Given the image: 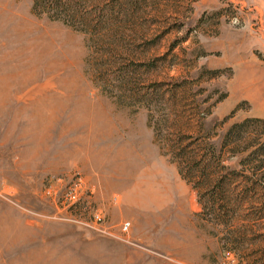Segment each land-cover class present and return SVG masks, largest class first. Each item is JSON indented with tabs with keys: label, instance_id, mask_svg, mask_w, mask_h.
I'll return each mask as SVG.
<instances>
[{
	"label": "rangeland",
	"instance_id": "1",
	"mask_svg": "<svg viewBox=\"0 0 264 264\" xmlns=\"http://www.w3.org/2000/svg\"><path fill=\"white\" fill-rule=\"evenodd\" d=\"M84 6L0 0V264H264V211L204 219L170 152L264 120V0Z\"/></svg>",
	"mask_w": 264,
	"mask_h": 264
},
{
	"label": "trees",
	"instance_id": "2",
	"mask_svg": "<svg viewBox=\"0 0 264 264\" xmlns=\"http://www.w3.org/2000/svg\"><path fill=\"white\" fill-rule=\"evenodd\" d=\"M86 0H32V10H40L56 20L89 26ZM97 20L100 15L96 11ZM53 18V17H52ZM63 18V19H62ZM238 110V107L237 109ZM234 110V111H235ZM223 119L226 124L233 116ZM264 120L246 118L230 125L217 144L211 138L181 136L170 147L181 178L197 193L204 219L226 223L233 203L255 205L264 211ZM227 156V157H225ZM236 161L234 166H229Z\"/></svg>",
	"mask_w": 264,
	"mask_h": 264
},
{
	"label": "crops",
	"instance_id": "3",
	"mask_svg": "<svg viewBox=\"0 0 264 264\" xmlns=\"http://www.w3.org/2000/svg\"><path fill=\"white\" fill-rule=\"evenodd\" d=\"M1 229V232H0V247L2 245H4V241L5 239H12L14 240V236L13 234L14 233H7V230L9 229V227H7L6 225L2 224V226L0 227ZM10 237V238H9ZM11 240V241H12ZM6 251V250H4ZM2 254V252L0 253V255ZM1 257V256H0ZM19 258L21 259L20 261L21 262H24V264H41L42 261H44L45 258H49L48 255H39V254H20L19 255ZM63 259L59 260V261H55V262H58L59 264H63L61 263ZM55 264V263H54Z\"/></svg>",
	"mask_w": 264,
	"mask_h": 264
},
{
	"label": "built area",
	"instance_id": "4",
	"mask_svg": "<svg viewBox=\"0 0 264 264\" xmlns=\"http://www.w3.org/2000/svg\"><path fill=\"white\" fill-rule=\"evenodd\" d=\"M99 221V220H98Z\"/></svg>",
	"mask_w": 264,
	"mask_h": 264
}]
</instances>
